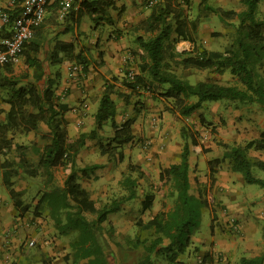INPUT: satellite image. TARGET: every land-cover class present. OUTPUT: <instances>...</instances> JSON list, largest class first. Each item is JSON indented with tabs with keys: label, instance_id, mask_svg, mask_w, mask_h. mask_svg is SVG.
Returning a JSON list of instances; mask_svg holds the SVG:
<instances>
[{
	"label": "rangeland",
	"instance_id": "obj_1",
	"mask_svg": "<svg viewBox=\"0 0 264 264\" xmlns=\"http://www.w3.org/2000/svg\"><path fill=\"white\" fill-rule=\"evenodd\" d=\"M166 1L174 4L175 7L177 4L183 6L181 30L191 40L190 42V40L178 36L176 32L177 23L170 22L171 33L169 39L164 42V49L167 55H170L166 59L170 70L179 78L187 80L193 85L199 81L215 82L220 85L234 84L229 73L217 75L210 71L183 69L178 64L179 57L175 53L189 52L194 45L199 49L217 51L227 49L233 39L237 21L223 22L213 13L205 10V7L225 11L233 10L238 13L245 9L241 0H116L114 7L107 8L106 15L99 13L100 19L96 21L81 10L82 0H76L68 12L53 11L41 23L44 44L36 57L45 76H52L55 72L60 75L55 91L57 101L64 104L68 103L66 100H69L71 93L66 85L67 82L62 84L64 77L62 68L64 67L50 65L47 59V53L53 45V34L68 27L73 31L75 29L77 34L75 52L80 49H88L95 58H100L97 56L98 48H101L110 39L111 34L117 33L118 36H127V44L132 47L129 49L132 59L122 63L123 69L120 73L122 75L117 77L121 80L123 77L125 78L124 74L127 71L131 72L133 76L138 74L135 66H139L146 59L148 60L147 55L140 50L135 39L137 36H141L144 40H148L153 36L142 28L141 24L153 8L164 6ZM183 1L188 2V4H184ZM4 3L5 0H0V7ZM263 17L264 0H259L256 18ZM192 22L196 23L197 28L195 30L191 27ZM112 42L116 41L112 40ZM75 66L77 69H74ZM102 71L106 74L105 69ZM3 73L7 78L17 81L16 88L30 84H37L41 88L43 85L42 81H35L37 71L27 66L23 55L12 64L10 72ZM65 76L81 82L84 79L96 77V73H94L92 66H89L84 72L79 64L72 62ZM99 86L101 85L99 84ZM95 87L97 88V86ZM95 87L93 86V88ZM101 91L102 88L96 93L92 91L90 97L87 94L83 98L80 103L83 101L87 103L86 112L80 113L77 115L78 118H73L74 120L71 122H69L71 105L67 106L68 111L64 114V118L67 122V132L71 138H77L81 133H88L94 128L93 114ZM115 92L113 95L116 106L115 122L120 124L133 115L137 116V121L134 123V127L132 126L133 141L121 146L112 143L110 140L113 129L110 126V121L106 122L102 130L97 132L96 138L87 140L84 147L80 149L74 159L72 172L76 176L77 183L87 191L90 199L96 201L100 206L127 195V192L120 186L124 177L129 176L137 181L135 198L123 201L120 210L108 216L99 234V241L110 264H137L145 255L143 245H148L153 238L150 232L139 229L138 222H147L159 212L169 211L174 202L170 184L159 181L160 171L167 167V164L162 163L160 159L162 153L168 151V155L171 156L176 150V144L181 146V150L185 141L190 143L191 138H195L196 143L202 149H206L207 152L195 153L190 149V193L194 196L201 194L207 198L205 190L209 185L208 162L221 159L229 147L244 146L249 140L254 139V113L260 118L259 124L264 130V112L259 107L258 110L254 111V104L251 103L220 100L204 102L200 108L195 110L194 114L182 117L173 100H166L161 97L149 98L148 94L141 90L138 93H130L119 88L118 85ZM11 95L12 91L9 88H0V120L8 110L7 100ZM27 110L32 111V108L29 107ZM165 112H167L166 119L163 118ZM77 121H81V123L78 125ZM234 135L239 138V142L235 140ZM8 137H11L16 144L28 147L23 155L14 151L6 153L0 151V169L13 188L15 200L21 202L19 211L27 214L30 220H36L35 230L38 231L39 235L45 237L42 242H37L32 238L33 255L31 258L33 263L71 264V261L65 258L71 251L69 244L74 235L59 234L48 209L44 206L36 207L40 196L46 190L52 187L63 188L66 178L62 168L51 169L46 173L45 169L37 166L38 156L34 149H40L48 141V129L44 124H39L34 131L9 133L3 138ZM249 156L252 159L264 161V153L251 150ZM91 165H98L99 168L83 175L81 170ZM129 165L137 167L138 170L129 171ZM214 168L219 175L232 172L228 160L220 163L219 166H214ZM252 174L264 176V170L253 168ZM239 176L241 175L239 174ZM4 180L3 177L0 193L7 195L3 187ZM239 188L243 189V192L253 189L259 190L258 186L246 183L241 184ZM210 194L212 199L208 207L201 212L198 230L191 236L190 244L183 254L185 255L184 259L188 256V252L193 255L201 250L204 241H207V245L210 246L212 233L214 232L216 235L220 230L218 223L215 225L212 223L211 214L215 212L214 201H216L215 191L212 190V187ZM147 195L152 196V205L149 209L143 210L142 203ZM64 215L65 213H62L60 216L63 222ZM84 216L89 221L95 219V216L89 213H84ZM227 226H224L222 233L231 234L232 230L230 227L226 228ZM182 258L180 256L179 259ZM191 258L192 256H190ZM151 260L152 264H170L161 256H152Z\"/></svg>",
	"mask_w": 264,
	"mask_h": 264
},
{
	"label": "trees",
	"instance_id": "obj_2",
	"mask_svg": "<svg viewBox=\"0 0 264 264\" xmlns=\"http://www.w3.org/2000/svg\"><path fill=\"white\" fill-rule=\"evenodd\" d=\"M76 1V0H74ZM116 0H82L81 10L93 20H99V13L106 15L107 8H113ZM245 9L241 12L225 11L205 7V10L216 15L221 21H237L231 44L224 51L208 50L205 48L193 49L186 53H175L178 64L183 69H196L210 71L217 75L229 73L234 80L232 85H220L215 82L199 81L190 84L187 80L179 78L170 70L166 61L167 55L164 42L169 39L171 33L170 22L177 23L176 32L178 36L190 40L182 29L183 6L171 4L166 1L162 7L153 8L151 13L142 22V28L153 36L144 40L137 36L135 41L140 50L147 55L148 62L139 65L138 74L133 76L132 81L121 80L112 76L105 81L98 106L93 114L94 128L88 133H81L77 138H71L66 129L64 114L68 111V105L60 103L55 97L60 75L55 72L52 76L44 75L36 55L43 46L44 36L42 25L34 28V34L23 48L22 55L26 59L28 67L34 68L37 73L35 81H42V87L37 84L17 87V81L4 76L3 72H10L12 65H0V88H9L12 95L7 100L8 110L4 119L0 120V151L3 153L14 151L23 155L27 146L16 144L11 137L3 138L6 134L27 133L44 124L49 132L48 141L40 149H34L38 156L37 166L45 169L48 173L51 169L62 168L66 174L63 188L52 187L46 190L39 198L36 207H46L50 217L54 220L56 228L61 235L73 234L74 237L69 244L70 253L66 260L71 264H110L99 241L102 225L107 221L110 214L120 210L123 201L135 198L137 181L129 176L124 177L120 186L127 195L119 200H113L109 204L100 206L96 201L90 199L87 191L76 181L72 172L74 159L82 149L87 140H94L97 132L101 131L104 124L110 121L113 129L111 142L116 145H124L133 141L132 126L137 116H131L122 123L115 122L116 106L113 100L115 88L138 93L140 90L150 97H161L173 100L182 117H188L201 107L204 102H217L220 100L237 101L240 103H251L258 105L264 112V17L256 18V10L259 0H241ZM184 4L188 2L183 1ZM180 6V7H179ZM54 7H48L51 13ZM193 30L197 28L192 22ZM70 28H66L69 31ZM191 42V40H190ZM73 42H62L56 40L52 49L47 53L50 65H62L76 62L85 72L90 64L103 67L101 60H96L91 51L80 49L75 52ZM106 74L110 72L106 70ZM126 74V72H125ZM116 85V86H115ZM195 97L197 101L186 104V100ZM31 107L32 111L27 110ZM185 138V137H184ZM195 153L202 149L191 138V142L182 146L180 161L177 164L168 165L159 173L160 183H169L173 191V206L167 212H159L147 222L139 221L137 226L141 231H148L152 239L148 245H143L145 255L137 264H152V256H161L170 264H177L190 244L192 234L198 230L201 212L209 205L212 196L211 187L215 182L216 169L220 163L228 160L232 172L242 176L246 184L257 185L264 189V180L256 178L252 174L253 168L264 169V163L252 159L249 151L264 153V132L258 139L248 141L244 146L235 145L229 147L221 159L208 162L209 185L205 190L207 198L201 194L194 196L190 193L189 181V152ZM98 165H91L81 170L83 175L88 171L98 169ZM129 171L138 170L137 167L129 165ZM140 169V168H139ZM4 176V186L14 196L13 188ZM209 198V199H208ZM19 207L21 202L16 201ZM152 205V196L147 195L142 203L143 210ZM64 215V222L60 216ZM84 213L95 216L94 220H87ZM263 257L251 260L243 259L241 264H261Z\"/></svg>",
	"mask_w": 264,
	"mask_h": 264
},
{
	"label": "crops",
	"instance_id": "obj_3",
	"mask_svg": "<svg viewBox=\"0 0 264 264\" xmlns=\"http://www.w3.org/2000/svg\"><path fill=\"white\" fill-rule=\"evenodd\" d=\"M48 14H50L49 11L46 16ZM109 37L110 39L101 48H98L97 56L100 58L94 57L97 61L101 60L103 62V67H96L95 64H90L94 73H96V77L77 82L75 79L65 76L72 62L60 65L64 67L62 68L64 72H62L64 74L62 84L67 82L66 85L71 93L69 100H66L68 102L66 104L71 105L69 122L74 120L73 118H78L77 114L73 113V109H79L82 114L86 112L85 109H81L83 105L87 107L86 102L80 103L83 98L87 94L90 97L92 91L96 93L97 90H100L104 82L109 81L112 76L118 77L122 75L120 74L123 69L122 63L132 59L129 51L132 47L127 44V36H118L117 33H113ZM53 39V44L58 40L73 42L76 45V30L74 29L73 31L71 28L66 32L61 30L59 33L53 34ZM111 39L116 42H112ZM52 46L50 49H52ZM144 62H148V60L146 59ZM135 68L139 70L138 65ZM102 69H105V72L106 70L109 71L110 75L105 74ZM97 82L98 85H96ZM93 86H97V88H93ZM145 96L147 97L146 94ZM148 97L151 98L149 95ZM196 101L195 97H191L186 100V104H193ZM96 105L98 106V103ZM258 107V105L254 104V111L258 110ZM194 113L195 111L192 114ZM165 115H167V112L163 113V118L166 119ZM3 119L4 116L2 117ZM259 120L258 115L254 113V140L258 139L260 134L264 132ZM234 137L239 142V138L236 135ZM180 147L179 144H176V150L171 156L168 155V151L162 153L163 155L160 156L162 163L167 164V166L179 163L182 152ZM177 148H179L178 151ZM262 162L264 163V161ZM0 172V184L2 185L4 177L2 169H0ZM255 177L264 180V176L256 175ZM244 183L242 176H239L238 173L230 172L223 175L216 173L212 187L216 198V201H214L215 212L211 214V217L213 225L218 223L220 230H218L216 235L214 232L212 233L210 246L207 245V241H204L201 250H198L193 255L188 252L186 259H184L185 255H182L183 258L179 259L177 264H241L243 259L251 260L259 257H263L261 264H264V189L258 186L259 190L253 189L252 191L243 192V189L241 190L239 186ZM3 187L7 195L0 193V264H34L31 258V255H33L32 238L37 242H42L45 237H42L43 235L41 234L39 235L38 231L35 230L36 220H30L27 214L20 212L19 207L16 205L17 200H15V197L9 193L5 186ZM230 217L235 218L239 228L237 231H231V234L222 233L225 225L227 226L228 224L226 228L230 227ZM196 240L200 242L198 239ZM190 256H192L191 259Z\"/></svg>",
	"mask_w": 264,
	"mask_h": 264
},
{
	"label": "built area",
	"instance_id": "obj_4",
	"mask_svg": "<svg viewBox=\"0 0 264 264\" xmlns=\"http://www.w3.org/2000/svg\"><path fill=\"white\" fill-rule=\"evenodd\" d=\"M54 4V11L65 13L72 9L74 0H5L0 7V65H12L18 61L26 43L34 34V28L41 25L48 12V7ZM77 69V66L74 67ZM126 79L133 80V74L126 72ZM147 94V93H146ZM81 107V106H80ZM83 105L81 109H85ZM79 115V109H73ZM155 121V119H153ZM81 121H77L79 125ZM232 231L238 230L235 218H229Z\"/></svg>",
	"mask_w": 264,
	"mask_h": 264
}]
</instances>
